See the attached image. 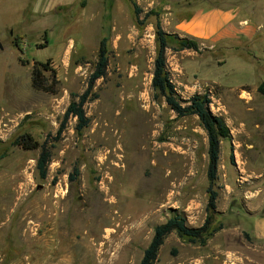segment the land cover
<instances>
[{
	"label": "rangeland",
	"instance_id": "rangeland-1",
	"mask_svg": "<svg viewBox=\"0 0 264 264\" xmlns=\"http://www.w3.org/2000/svg\"><path fill=\"white\" fill-rule=\"evenodd\" d=\"M133 1L158 16L137 23ZM197 14L207 31L217 19L237 34L195 36ZM156 18L179 98L207 93L229 136L213 184L221 229L205 245L170 232L154 264H264V0H0V264H138L172 215L203 224L207 138L196 115L178 116L152 88ZM183 37L198 49L175 50ZM103 38L89 126L77 131L70 117L56 139ZM34 61L55 69L56 92L32 87ZM24 133L52 145L45 178L40 149L14 143Z\"/></svg>",
	"mask_w": 264,
	"mask_h": 264
},
{
	"label": "trees",
	"instance_id": "trees-1",
	"mask_svg": "<svg viewBox=\"0 0 264 264\" xmlns=\"http://www.w3.org/2000/svg\"><path fill=\"white\" fill-rule=\"evenodd\" d=\"M133 13L136 22L141 24L143 20L150 15L158 16V13L153 10L146 11L143 16V9L135 2H132ZM170 36L161 26L160 20L156 18L155 22V38L158 43L156 56L154 58V69L151 79V85L156 94L164 97L166 104L178 116L196 115L205 131L207 138V179H208V200L206 210L208 214L205 217L203 224L199 227H192L186 224V219L181 214H174L169 217L164 223L154 227L153 236L144 249L143 255L138 264H154L157 260L158 251L163 244L164 238L172 231H176L181 238L188 239L191 243H198L205 245L207 240L212 237L222 227H211L213 222L212 214L216 209L217 192L213 189L214 181L217 178L218 159L220 150L221 138L229 136V129L224 119L220 115L214 114L210 110L211 98L207 93H195L185 101L179 98L175 85L171 80L169 71L167 70L166 49L167 37ZM43 47H45L43 45ZM185 48L198 49L196 41L192 39L180 38L179 46L175 50H182ZM108 67V51L106 47V38L100 41L97 61L95 68L89 75L87 87L82 93H73L72 99L67 105L59 127L56 131V139H58L70 117L76 118L75 129L81 131L89 126L90 118L86 115L84 105L90 100L97 98V93L93 91L96 80L106 76ZM45 72H48L46 75ZM31 85L33 88L47 92H56L57 80L56 71L50 65L49 61L40 62L34 61L31 69ZM14 143L23 149H40L36 160V168L41 178H45L48 172V166L51 161V147L47 145V141L39 143L34 140L28 133L21 134L16 138ZM231 156L233 154L231 153ZM78 169L74 168V173L70 175V179L74 180Z\"/></svg>",
	"mask_w": 264,
	"mask_h": 264
},
{
	"label": "crops",
	"instance_id": "crops-1",
	"mask_svg": "<svg viewBox=\"0 0 264 264\" xmlns=\"http://www.w3.org/2000/svg\"><path fill=\"white\" fill-rule=\"evenodd\" d=\"M190 18V16H189ZM192 19V20H191ZM206 18H202L201 15L197 14L196 17H191L188 21L192 28V34L202 38H214V39H228L234 37L235 33L234 27H231L228 23L224 26H220L217 19H214L213 25L207 31ZM222 25V24H221Z\"/></svg>",
	"mask_w": 264,
	"mask_h": 264
}]
</instances>
